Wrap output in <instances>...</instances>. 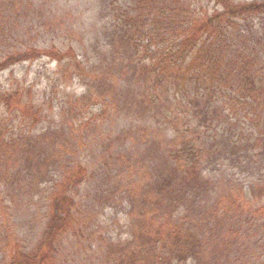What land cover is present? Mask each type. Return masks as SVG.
I'll use <instances>...</instances> for the list:
<instances>
[{
  "label": "trees",
  "instance_id": "obj_1",
  "mask_svg": "<svg viewBox=\"0 0 264 264\" xmlns=\"http://www.w3.org/2000/svg\"><path fill=\"white\" fill-rule=\"evenodd\" d=\"M134 7L132 20L128 12H124L128 20L123 18L127 26H133L130 29L132 33L127 39H121L122 42L133 43V47L130 49L129 45L122 44L118 37L112 39V43L120 41L116 53H113V62L126 65L133 78L140 69L136 103L143 104L139 105L141 114L153 112L152 106L156 108L159 105L157 117H161V123L165 125L166 119L161 115L168 118L170 98H175L180 107L174 114L178 119L171 124L177 121L179 131L173 137L179 135L181 143H176L174 150L165 143L169 140L166 127L161 130V136L156 134L150 139L143 135L142 140L136 142L140 144L133 158L126 160L116 196L105 201H118L131 211L135 209L136 219L142 222L138 245L139 252L141 250L145 254V264H173L187 260L193 264H264V255L256 256L254 249L248 248L249 235L245 236V232L254 227L250 222L255 218V203L264 197L260 189L264 182V143L257 140L252 143V132L244 129L240 122L246 114L250 121L257 118L260 122L264 118V33L257 30L255 23L252 24L257 16L264 17V0H134ZM69 55L66 50L54 46L45 48L39 46L37 40L28 39L17 46L16 52L0 53V71L18 63L33 62L41 56H54L56 65L61 67L59 74L55 73L58 74L55 80L59 87L65 82L60 73L65 71L62 67L73 66L71 58H66ZM92 70L84 73L83 77L79 69L67 73L69 79L76 78L84 85L86 96L92 95L89 90L95 84L92 82L95 78L93 73L91 75ZM108 73L107 70L106 75ZM152 73H155V79ZM142 77L147 83L157 81L162 90L157 91L152 86L153 89L143 95L146 88L140 84ZM103 82H100L97 92ZM217 92L222 96L219 97ZM13 94L8 90L0 91V189L4 194L3 205L14 204L15 198L24 200L21 203L34 200L37 197L36 178L46 176V172L36 170L40 166L44 168L48 161L56 162L62 151L66 153L69 144L58 132L24 129L27 122H34L39 110L37 108L32 113L33 110L22 106L20 98H13ZM106 95L101 94L100 98ZM94 102L95 99L90 98H80L75 102L68 110L69 113L76 111L74 120L70 116L65 118L62 129L73 134V124L84 119ZM134 108L135 105H130V109ZM12 122L18 124L10 129L8 126ZM245 131L249 135L248 142H244ZM51 141L54 144L49 149ZM146 143L153 147L154 153H145ZM161 144L164 148H159ZM15 153L23 157L17 158L21 166L11 172L4 164L7 159L14 158ZM184 154L194 157L195 163L180 162L179 158ZM197 163L214 164V171L221 180H206L203 171L197 172V178ZM2 167L5 176L1 172ZM229 168L255 173L256 179L242 182L238 192L242 194L247 189L258 193L254 194L253 200L242 195L239 201L231 200L226 205L220 204L218 199L208 209L203 205L210 200L212 190L220 189L222 194H232L231 189L236 184L228 172ZM138 170L148 173L145 184L140 188L133 185L132 177ZM78 175L79 172H75L62 177L60 200L56 203L49 199L50 212L33 250L23 249L16 238L9 236L0 218V264H47L48 260L54 261V242L65 227L61 222L58 228H54L55 217L66 213L69 219L79 207L71 197ZM153 191H159L155 198H152ZM130 213L128 211L127 215ZM73 220L74 217L70 219ZM123 226L121 222V231ZM152 229L158 231V235L159 231L164 232L165 236L148 238L147 232ZM129 237L119 236L120 245L133 244L135 240ZM148 254L153 256L148 257Z\"/></svg>",
  "mask_w": 264,
  "mask_h": 264
},
{
  "label": "rangeland",
  "instance_id": "obj_2",
  "mask_svg": "<svg viewBox=\"0 0 264 264\" xmlns=\"http://www.w3.org/2000/svg\"><path fill=\"white\" fill-rule=\"evenodd\" d=\"M12 2L14 4H11ZM124 12H128L132 20L135 12L134 0H0V53L12 54L17 51V46L31 39L37 40L38 45L45 48L54 46L57 49L66 50L71 55L66 58H71L73 65L62 67L65 71L60 73L64 76L65 82L59 87L56 86L55 78L61 67L56 65L57 60L54 56H41L33 62L18 63L12 68L0 71V91L8 90L17 94H13V98H20L21 105L29 107V111L33 110L32 113L37 108L39 110V115L34 119L35 123L27 122L24 129L41 130L44 133L58 132L69 142L66 153L62 151L56 162L48 161L44 168L40 166L36 170L46 172V176L36 178L38 186L35 189L37 197L34 200L21 203L24 200L15 198L17 201L14 204L3 205L4 194L0 189V201L2 199L0 218L4 222L7 234L16 238L23 249L33 250L39 240L46 217L50 212L49 199L56 203L60 200L59 189L62 185L59 186V184L64 174L69 177L79 172L78 179L75 180L76 187L71 192V195L74 194L71 196L75 198L74 203L79 207L71 213L69 219L66 213L59 212L61 216L58 215L63 217L62 219L56 215L54 228H58L61 222H64L65 227L63 233L54 242L56 245V252L52 255L54 261L48 260L47 264H145L146 262L145 254L141 250L139 252L138 232L141 230L142 222L136 219L135 209L131 211L129 207H124V203L118 201L108 203L105 199L109 197L113 199L116 196L120 175L123 173L124 166L127 165L126 160L133 158L140 144L136 142H140L143 135L150 139L156 134L161 136V130L166 127L169 129L167 131L169 137H166L169 140H164L165 143H169L173 150L176 143H181L179 135L174 138L179 131L177 121L174 125L171 124L178 119V117L174 118V114L180 106L177 101L175 102V98H170L168 118L165 114L161 115L166 119L165 125L161 123V117H157L161 106L156 105V108L152 106L153 112L149 111L146 115L139 111V105H143L136 103L137 93L140 90L137 86L140 69L133 78L126 65L120 66L112 59L121 39H127L132 33L130 29L133 26H127L123 20V18L128 20ZM253 23L259 32L264 33L263 16L254 18ZM132 35L130 40L133 41L134 32ZM116 37L120 41L110 42ZM121 43L129 45L130 49L133 47V43L126 41ZM72 69L82 70L81 76L93 69L91 75L93 73L95 76L92 80L95 84L89 90L92 95L86 96L84 85L76 78L69 79L67 73ZM107 70L109 73L113 72V76L109 73L106 75ZM57 72L58 74L55 75ZM152 75L155 79V73ZM101 81H104L103 86L97 92ZM156 82L147 83L143 77L140 78V84L146 88L143 95L147 94L152 86L157 91L162 90V85L159 83L157 85ZM112 86L115 88L112 89ZM217 93L219 97L222 96L221 93ZM4 94L7 96L6 92ZM101 94L107 95L100 98ZM80 98L95 99V102L87 109L88 113L84 119L79 120L76 125L73 124L76 130L74 129L75 132L70 134L62 129L63 122L68 116L74 120L76 111L69 113L68 110ZM130 105L133 107L135 105V108L130 109ZM240 122L244 129H248L249 133L252 132L250 136L252 143L256 140L264 143V118L260 122L257 118L250 121V116L246 114ZM17 124L12 122L8 128L12 129ZM78 125L82 127L79 128ZM141 126L143 128H139ZM244 133V142H248L249 135L246 131ZM53 142L49 144V149L52 148ZM159 148H164V144L159 145ZM144 149L145 153H154L153 147H149L148 143ZM139 151L142 152V149ZM22 157V154L15 153V157L7 159L4 165L13 172L21 166L17 158ZM59 160L60 163H57ZM179 160L184 163H195L194 157L189 158V155L185 154ZM2 171L5 176L3 167ZM142 171L146 172V169ZM142 171L138 170L132 174L133 185L137 184L139 188L145 184L148 175ZM201 171L206 175V180H221L220 175L214 171V164L197 163V178V172ZM228 172L236 184L231 189L232 194L229 192L222 194L220 189L212 190L210 200L203 206L206 205L209 209V205L213 201L217 202L218 199L221 201L220 204L226 205L231 200H238L242 195L253 200L254 194L258 191L253 193L246 189L242 194L238 191L242 182L254 180L257 175L252 171L248 174L242 173L236 168H229ZM260 189L264 193V182L261 183ZM158 193L159 191H153L152 198L157 197ZM253 202L255 203V200ZM137 203H140V200ZM254 207L255 218L250 222L254 227L250 231L247 230L245 236L249 235L248 248L254 249L256 256H262L264 255V229L262 228L264 197L259 198ZM128 211L131 212L129 216ZM72 217L74 220L70 221ZM121 222L124 224L122 231L119 229ZM157 232L155 229L147 232L148 238L165 236L164 232L159 231V235ZM119 236L122 238L130 236V240L134 239L135 242L125 247L121 246ZM151 256L153 254H148V257ZM256 256L255 260H257ZM172 263L193 264L190 260Z\"/></svg>",
  "mask_w": 264,
  "mask_h": 264
}]
</instances>
